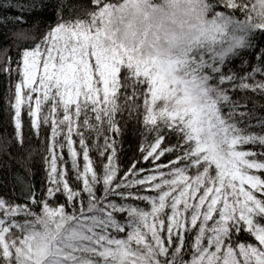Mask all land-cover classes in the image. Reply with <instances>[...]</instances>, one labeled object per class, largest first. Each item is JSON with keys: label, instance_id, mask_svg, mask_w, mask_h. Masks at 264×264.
I'll return each mask as SVG.
<instances>
[{"label": "snow or ice", "instance_id": "1", "mask_svg": "<svg viewBox=\"0 0 264 264\" xmlns=\"http://www.w3.org/2000/svg\"><path fill=\"white\" fill-rule=\"evenodd\" d=\"M0 10V149L31 171L26 115L45 173L0 194V264H264V0Z\"/></svg>", "mask_w": 264, "mask_h": 264}, {"label": "trees", "instance_id": "2", "mask_svg": "<svg viewBox=\"0 0 264 264\" xmlns=\"http://www.w3.org/2000/svg\"><path fill=\"white\" fill-rule=\"evenodd\" d=\"M74 3H84L86 0H71ZM3 10H0L2 12ZM9 12H14V10H8ZM22 44H28L30 41H21ZM13 57L15 52H12ZM9 82L5 74L0 73V140H3L5 136H11L13 128L8 119L9 112L6 105V97L8 96ZM24 125L22 128V133L25 138V148L19 149L15 141L12 142L9 151L12 153L13 157H24L28 151L32 152V158L30 161H27L28 166L30 167V172H25L24 167L17 162L16 159L9 160L6 153L0 149V194L4 192L12 191V173L20 172L21 175H26L32 183L35 184L37 190H39L41 181L45 176L44 166L42 160V146L37 141L34 134L31 133L30 125L27 120V116H23ZM138 145V138L135 132L132 129L131 122L128 127L123 131L122 137L118 139L117 143V162L120 164L127 163L135 154L136 148ZM66 157V151H65ZM7 165H10L11 172ZM70 168V164H69ZM244 238V237H242Z\"/></svg>", "mask_w": 264, "mask_h": 264}]
</instances>
